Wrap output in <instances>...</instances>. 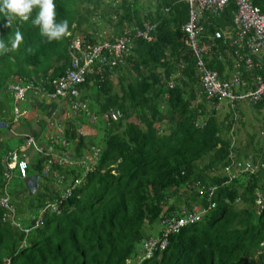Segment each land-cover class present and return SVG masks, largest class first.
<instances>
[{
    "label": "trees",
    "instance_id": "16d2710c",
    "mask_svg": "<svg viewBox=\"0 0 264 264\" xmlns=\"http://www.w3.org/2000/svg\"><path fill=\"white\" fill-rule=\"evenodd\" d=\"M182 1L55 0L56 20H68L69 34L50 44L31 20L14 21L8 28L0 15V39L7 42L17 30L24 37L17 52L0 55V120L10 123L14 113L9 85L18 83L37 98L47 95L44 91L53 94V79L64 74L75 51L72 38L82 46L84 41L94 43L106 26L110 36L117 37L123 30L155 25L151 42L135 41L130 61L78 86L95 123L88 125L86 114L79 112L81 118L64 120L60 135L44 142L36 137L37 148L50 145L54 154H67L72 164L57 158L49 179L40 180L32 195L17 171L3 169L7 156L15 152L19 161L24 159L17 147L33 155L26 163L27 176L39 174L49 156L25 145L31 135L8 137L0 129V197L6 196L13 209L7 216L0 206V264H130L141 240L159 236L163 217L194 209L196 220L169 236L166 247L142 264H264V136L257 140L246 134L237 148L238 158L256 167L254 174H237L226 185L227 178L218 174L231 145L227 135L235 132L236 124L243 126L245 112L238 104L259 116L264 94L234 101L218 117L221 105L215 107L214 97H204L194 59L183 46L181 27L188 6ZM251 1L264 11V0ZM234 10L229 0L218 13L203 12L201 41L221 29L237 32L231 25ZM213 46L203 58L206 68L218 79H228L236 46L229 48L226 39ZM173 76L174 81L169 79ZM250 83L237 91H253L256 83ZM25 119L18 116L17 124ZM79 121L90 126L92 134L81 135ZM87 170L75 186V179ZM208 187H215L211 197ZM66 189L71 196L62 199ZM256 192L261 193L259 205L253 202ZM52 202L58 206L39 213ZM38 215L37 226L25 236L12 224L28 228Z\"/></svg>",
    "mask_w": 264,
    "mask_h": 264
},
{
    "label": "bare ground",
    "instance_id": "6f19581e",
    "mask_svg": "<svg viewBox=\"0 0 264 264\" xmlns=\"http://www.w3.org/2000/svg\"><path fill=\"white\" fill-rule=\"evenodd\" d=\"M181 1V0H180ZM229 0H226L224 2H217V1H211L208 2L207 0H204L202 4L194 3L192 6L193 9L196 10V16L195 20L193 21L194 24V33L193 37L189 38V36L185 33L184 31V25L187 24L189 20V10L190 6L183 0L182 2L186 3L188 6V11H187V19L185 23L181 27V31L183 32V46L187 48L190 53L191 57L194 59V65H195V73L199 77L201 87L204 89V97H207V89L203 85V78L206 73L209 75H212L214 77V81L219 84H227L232 87H244L247 84H252L250 82H255L256 85L261 81V79L264 77V73H261L263 70V65H264V37L257 33L254 29L253 26L251 25H246L244 22H240L238 19V11H239V6L236 0L234 1V6L235 10L232 14V22L231 25H233L235 28H237V32L231 34L228 31H224L221 29V31H214L211 35L204 37L203 41H201V35H203V32L205 33L203 23L200 22V20L204 19L203 12H206L208 14H215L220 12L225 4ZM246 5H248L251 9H256L259 15L264 14V11H261L257 6L252 4L251 0H246ZM190 7V8H189ZM155 25L151 24H144L141 29H137L133 32H129L128 30H123L121 32V35H118L117 37H112L110 35H107L103 30L97 32V40H95L94 43H90L88 41H84L82 46L80 45V40L78 38H72L71 39V48L75 50L73 53L69 54L71 58H77L78 59V67H83V72H81V81L77 83H71V81H68L67 79V74L69 72L71 73H78L79 70L78 68H72L70 65H68L67 69L64 71V74H61L58 77H55L52 82V88L50 90H54L55 85L57 82L64 81L67 84L66 88V95L64 97L61 96H55V97H50L48 95L49 91H44L43 93H47V95L43 94L45 97V101L48 102H59L62 104V110L60 108L59 113L56 111L52 112L50 114V118L53 117L55 114L56 117H59L60 115H64V118L59 120L62 124H64L65 119H70L71 117H77L81 118L77 113H85V117L87 119V123H93L95 120L94 116L90 112L87 103L83 100L80 99L81 97V89L78 88L79 85H82L85 80L88 79V77L91 76H99V79H102L101 73L104 72V70L107 68L108 70H112L114 67H116L119 64L124 65L125 59L131 60L130 57L133 56V47L134 43L136 40H143L146 43H149L152 41L153 37L150 34L152 30L154 29ZM69 32L65 35V37H68ZM215 34H218L216 37ZM109 36V37H108ZM79 37V36H77ZM244 37V43L242 44V38ZM110 38V39H109ZM122 40L124 42V47L126 48L125 53H121L120 55L116 56L113 54V51L109 52L107 49H102L98 53L97 56H93L92 62L90 64L84 65V54L87 52H91L94 47L101 46L103 43H107V45L112 46L114 45L118 40ZM227 40L228 41V47L232 48L233 46H236V50L233 51L232 53V70L229 73V78L225 80H220L217 78V74L214 71H209V69L206 68V64L203 61V58L207 56L211 49L214 47L213 42L216 40ZM75 42L78 43L77 47L74 46ZM131 65V64H129ZM181 65V64H180ZM178 65V66H180ZM262 68V69H261ZM260 70V74L259 71ZM245 76V77H244ZM170 80H176V78L173 76L172 78H169ZM168 88L172 87V84L170 82L167 83L166 85ZM29 90L25 89L24 95L28 93ZM75 92L76 95L72 96L71 93ZM202 97V98H204ZM24 98V96H23ZM75 100L76 102H79L84 105L83 109H71V101ZM221 104L218 102L215 107L220 106ZM114 110H110L108 114L112 116ZM25 118V117H24ZM18 120V119H17ZM16 126H18L17 122H15ZM80 121L78 122V124ZM80 125V124H79ZM87 125V124H86ZM86 125H80L79 128V133L82 135L84 132V129H90V126ZM62 132V129H60V132L57 131L56 135H60ZM55 136V135H54ZM52 136V137H54ZM63 143V142H62ZM27 146L32 145L36 152L39 153L40 150L37 148V142L34 139L33 136H30L28 140L26 141ZM48 147L49 150L45 151V153H39L42 155H47L49 156L47 158V161L45 165L43 166L42 170L40 171L39 174H32V175H26V163L28 160H31L33 155L26 154L23 156L24 159H21L19 161L18 155L13 153L8 159L4 165L5 169L7 172H18V175L21 179H25L29 176H37V186L35 191L37 190L38 184L40 180H43L45 178H48L47 173L51 170V165L52 163L57 159L60 158V163L62 164H72L69 156L67 154L65 155H57L52 152V148L50 145H45L44 147ZM61 154V153H60ZM90 170V169H89ZM85 171L80 175L79 178L75 179V186L80 185L83 179L87 176V172ZM47 175V176H46ZM57 175V174H54ZM49 179V178H48ZM34 191V192H35ZM33 192V193H34ZM71 196V190L66 189L65 193L62 195V199H66L67 197ZM255 205V203H254ZM5 212L11 210L12 206L8 202L6 205H0ZM49 206H45V208L39 212L43 213L46 208ZM57 207V206H55ZM187 214H191L188 212ZM194 215V214H191ZM164 218V217H163ZM162 218V219H163ZM158 237V236H155ZM154 237H151L148 240H141L140 244L138 245V248L135 252V254L131 258L130 264H142L145 260H150L153 257V254L155 253L154 251H151L148 256H145L144 252V244L148 242L149 240L153 239Z\"/></svg>",
    "mask_w": 264,
    "mask_h": 264
},
{
    "label": "built area",
    "instance_id": "2783aa9c",
    "mask_svg": "<svg viewBox=\"0 0 264 264\" xmlns=\"http://www.w3.org/2000/svg\"><path fill=\"white\" fill-rule=\"evenodd\" d=\"M190 7L189 10V22L184 25V31L185 33L189 36V38L193 37V31H194V24L192 20H195L196 16V10L192 8L194 3L202 4L204 0H184ZM208 2L211 1H217V2H224L226 0H207ZM239 6V11H238V19L240 22H244L246 25H251L254 27L255 31L262 35L264 37V14L259 15L256 9H251L248 5H246V0H236ZM217 37L218 34H215ZM78 43L75 42L74 46L77 47ZM124 42L120 39L118 40L114 45L109 46L107 43H103L101 46L94 47L91 52H87L84 54V65L90 64L92 62V58L94 56H97L100 50L102 49H107L109 52L113 51V54L118 56L121 53L126 52V48L124 47ZM78 59L77 58H71L70 60V67L72 68H78L79 72L78 73H71L69 72L67 74V79L68 81H71V83H77L81 81V72H83V67H78ZM203 85L207 89V97H214L216 100L220 101L223 99H229V100H234V99H242L245 98L246 95H234L233 93V88L230 85L223 84L219 85L214 81V77L212 75H209L208 73L205 74L203 78ZM66 88L67 84L64 81H59L54 87V93L50 95V97H55V96H61L64 97L66 95ZM11 93H12V100H13V113L14 117L11 121V123L17 122L18 116L24 115L25 111H19L17 108V105L23 101V96L26 87H22L20 84L15 83L9 87ZM72 96H75L76 93L73 91L71 93ZM71 109H83L84 105L76 102L75 100L71 101ZM10 122H3L0 120V129L3 130H10L11 127ZM213 193V187H208L207 189V197H211ZM256 205H259L260 203V198L259 196L257 197L255 201ZM7 204V199L6 197H1L0 198V205H6ZM46 206H58V203L52 202L46 204ZM8 212L11 213L12 211L9 210L7 211V216ZM191 214L187 213H182L180 216H168L164 217L162 219V229L159 232V236L155 237L148 242L144 244V252L145 256H148L151 251H161L166 247L167 244V239L171 235H175L179 233V231L186 225L192 224L196 220V209L193 210V212H190ZM39 220V215L37 219L34 220V223L31 227L25 229V231L35 228L37 226ZM14 226L18 227L17 223H12Z\"/></svg>",
    "mask_w": 264,
    "mask_h": 264
},
{
    "label": "clouds",
    "instance_id": "9594fccd",
    "mask_svg": "<svg viewBox=\"0 0 264 264\" xmlns=\"http://www.w3.org/2000/svg\"><path fill=\"white\" fill-rule=\"evenodd\" d=\"M34 11L36 12V14L33 17ZM0 15L4 17L6 21L5 27L8 28L12 27L14 21L23 23L31 20L32 25L39 29V35L42 38H44L45 42L49 44L61 40V38L64 37L69 30V22L67 19H62L59 22H57L56 20L57 13H56L55 0H0ZM23 41H24L23 34L19 30H17L14 34V37L9 39L7 42H5L4 39H0V55H5L8 52H17ZM27 51L29 53H32L31 48H28ZM13 84H15V82H12L9 85V87ZM232 90L234 95H246L245 98L251 96L253 97V99H256L258 98L259 95L264 94V77L256 85V88L253 91L249 90L247 92H238L236 87L233 88ZM235 90L237 91V93ZM29 95H30L29 93H26L24 95L23 101L17 105L19 111H25L24 115L28 113V111L24 110V103H26L25 99H27ZM245 98L234 99V100L223 99L220 101L218 100L216 101L219 102L220 104L223 102L224 105L228 107V105H231L234 101H242ZM11 99H12V93H11ZM12 107H13V100H12ZM24 115H21L20 117L23 118ZM12 128L10 130H4V131H12ZM227 136L231 140V145L228 146V150L226 152V157H225L227 162L220 168L218 172L220 176L227 178L226 181L223 182L224 185H226L227 182L230 181V179H232L237 174L243 173L250 175V174H254L256 171L255 166L250 165L248 161L238 158L237 156L238 147L234 145L235 143L238 142L236 139H232L233 137L232 132H230ZM47 150H49V148L46 146L42 149V151H39V153L45 152ZM16 151L20 153V157L24 156L23 153L24 151H22L19 147L16 148ZM13 153L15 152L9 153L10 157ZM10 157L7 156V160L10 159ZM3 169H5V167H3ZM5 172L7 173L6 169ZM6 173H4L5 177L7 176ZM214 189L215 187H213V190ZM260 194L261 193L259 192L255 193V199L253 200L254 203L258 196L260 198ZM2 197H6V196H2ZM6 199L8 203V198L6 197ZM236 201H238V199Z\"/></svg>",
    "mask_w": 264,
    "mask_h": 264
},
{
    "label": "crops",
    "instance_id": "0c3cea01",
    "mask_svg": "<svg viewBox=\"0 0 264 264\" xmlns=\"http://www.w3.org/2000/svg\"><path fill=\"white\" fill-rule=\"evenodd\" d=\"M42 98L44 97L42 96L41 98H37L29 95V98L27 99V102L25 104V106H30L28 113L32 114L31 110L34 108L33 110L37 111L39 115H34L32 118L31 115L30 117H28V115L25 119L26 122L24 124H19L18 126L12 128V131H4V133L8 137L11 136L14 138H18L21 136V134H29L33 136L34 139H36V137H39V142H44V139H49L54 135L57 136L56 133L57 131L60 132L63 124L56 120L55 114L53 115L52 119H50V114L54 111L56 112L60 110V108L62 110V104L59 102H48L45 101L46 99ZM45 123L47 124L46 130H43L42 127ZM48 123H51L52 126H49ZM29 125H31L32 127L30 128Z\"/></svg>",
    "mask_w": 264,
    "mask_h": 264
},
{
    "label": "rangeland",
    "instance_id": "374dc122",
    "mask_svg": "<svg viewBox=\"0 0 264 264\" xmlns=\"http://www.w3.org/2000/svg\"><path fill=\"white\" fill-rule=\"evenodd\" d=\"M147 1V0H146ZM143 4H144V0H142ZM103 31L107 34V35H110V28L109 27H104ZM43 96V95H42ZM44 97V96H43ZM29 98V97H28ZM45 99V97H44ZM27 102V100H26ZM221 105L218 110H217V115L218 117L221 119V117L227 112V107L224 105V103L222 102ZM239 109L240 110H243L245 112V117L243 119V126L239 125V124H236L234 127H233V130L232 131H235V132H232V139H236L238 143H235L234 145L236 147H238L240 149V147L242 146L243 142L245 141V135L246 134H252L255 136V139L257 140H262V137H263V134H264V112L261 111L259 116H256L254 114V112L248 107L245 108V104L244 103H239ZM30 109V108H29ZM34 109V108H33ZM31 110L32 114H29V113H26L24 115V117L26 118L28 115V117H30L31 115V118L34 116V115H39L37 113V111L35 110ZM60 110H58L57 112L59 113ZM30 112V113H31ZM46 112V111H45ZM64 118V115H60L59 117H56V120L59 121L61 119ZM30 119V118H29ZM95 123V122H93ZM24 124V123H22ZM21 125V123H20ZM29 127L31 128L32 126L29 125ZM83 134L82 135H85L87 136L88 134H92L93 130L90 128L89 130L88 129H84L83 130ZM1 137V136H0ZM3 140V139H2ZM10 146H14L13 144V141H10ZM25 216V215H24ZM38 217V216H37ZM37 217L35 219H37ZM18 227H19V230L22 231V234L25 236L26 234L29 233L30 230L32 229H29L27 231H25V229H21L22 228V225L21 224H17ZM158 228V225L157 224H154L153 225V230H156ZM151 230L148 229V232H150ZM4 264H8V262L4 261Z\"/></svg>",
    "mask_w": 264,
    "mask_h": 264
},
{
    "label": "water",
    "instance_id": "95a60500",
    "mask_svg": "<svg viewBox=\"0 0 264 264\" xmlns=\"http://www.w3.org/2000/svg\"><path fill=\"white\" fill-rule=\"evenodd\" d=\"M28 195H32L37 186V176H29L23 180Z\"/></svg>",
    "mask_w": 264,
    "mask_h": 264
}]
</instances>
